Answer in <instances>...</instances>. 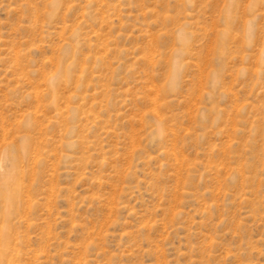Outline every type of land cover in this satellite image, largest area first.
<instances>
[{"label":"rangeland","instance_id":"1","mask_svg":"<svg viewBox=\"0 0 264 264\" xmlns=\"http://www.w3.org/2000/svg\"><path fill=\"white\" fill-rule=\"evenodd\" d=\"M0 264H264V0H0Z\"/></svg>","mask_w":264,"mask_h":264},{"label":"bare ground","instance_id":"2","mask_svg":"<svg viewBox=\"0 0 264 264\" xmlns=\"http://www.w3.org/2000/svg\"><path fill=\"white\" fill-rule=\"evenodd\" d=\"M5 183V182H4ZM7 183V182H6Z\"/></svg>","mask_w":264,"mask_h":264}]
</instances>
